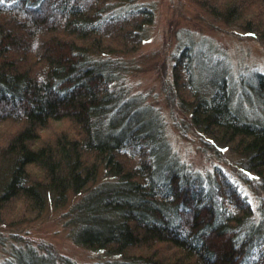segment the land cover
Here are the masks:
<instances>
[{
  "label": "trees",
  "instance_id": "16d2710c",
  "mask_svg": "<svg viewBox=\"0 0 264 264\" xmlns=\"http://www.w3.org/2000/svg\"><path fill=\"white\" fill-rule=\"evenodd\" d=\"M199 1L264 39V0ZM153 17L136 0L0 3V211L19 196L38 216L80 195L71 238L105 255L87 264H264V113L244 116L224 77L197 83L180 59L175 94L193 127L243 159L254 207L239 181L191 170L159 116L116 84L119 56L140 46ZM0 264L76 263L26 242Z\"/></svg>",
  "mask_w": 264,
  "mask_h": 264
},
{
  "label": "rangeland",
  "instance_id": "374dc122",
  "mask_svg": "<svg viewBox=\"0 0 264 264\" xmlns=\"http://www.w3.org/2000/svg\"><path fill=\"white\" fill-rule=\"evenodd\" d=\"M136 1L150 6L154 17L145 27L140 46L119 56L124 69L116 84L126 91V96L133 97L135 104L145 105L159 116L171 151L191 170L201 176L222 172L239 181L255 207L260 202L259 192L239 177H248L243 159L191 125L188 101L175 94V79L181 78L180 59L189 58L197 83L224 77L239 112L262 119L264 39L212 16L199 0ZM0 127L5 129L6 125ZM79 197L70 194L63 206L48 205L38 216L24 213L19 196L10 200L8 210L0 211V263L8 258L12 245L26 242L50 245L76 264L103 259L105 255L88 250L71 238L76 230L68 215Z\"/></svg>",
  "mask_w": 264,
  "mask_h": 264
},
{
  "label": "snow or ice",
  "instance_id": "6c2138e0",
  "mask_svg": "<svg viewBox=\"0 0 264 264\" xmlns=\"http://www.w3.org/2000/svg\"><path fill=\"white\" fill-rule=\"evenodd\" d=\"M0 3H3V0H0Z\"/></svg>",
  "mask_w": 264,
  "mask_h": 264
}]
</instances>
